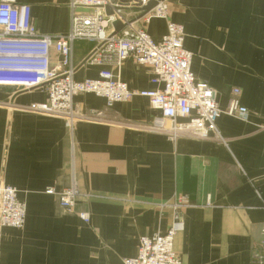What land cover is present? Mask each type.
Wrapping results in <instances>:
<instances>
[{
  "label": "crops",
  "instance_id": "0c3cea01",
  "mask_svg": "<svg viewBox=\"0 0 264 264\" xmlns=\"http://www.w3.org/2000/svg\"><path fill=\"white\" fill-rule=\"evenodd\" d=\"M165 1L168 20L184 30L194 77L215 90L221 110L238 89L246 117L218 118L223 142L170 141L141 128L159 115L147 98L107 107L80 94L74 111L101 116L78 120L69 134L62 118L28 110L45 102L43 91L0 86V183L26 205L22 229L0 230V264H123L136 256L140 237L166 231L172 210L161 205L179 195L190 203L173 241L182 264H250L264 241V0ZM69 2L17 0L46 36L69 32ZM146 31L159 40L166 20L151 19ZM92 49L88 41L73 44L75 81L110 68L84 63ZM59 62L51 50V66ZM112 71L130 90L157 87L149 68L130 59ZM70 184L80 196L68 213L46 190Z\"/></svg>",
  "mask_w": 264,
  "mask_h": 264
},
{
  "label": "built area",
  "instance_id": "2783aa9c",
  "mask_svg": "<svg viewBox=\"0 0 264 264\" xmlns=\"http://www.w3.org/2000/svg\"><path fill=\"white\" fill-rule=\"evenodd\" d=\"M150 1L70 0L69 32L65 36H46L37 32L29 6L19 5L17 0H0V86L13 87L18 92L43 91L45 102L31 104L28 110L62 118L69 134L78 120L94 121L101 116L96 112L77 114L73 107L75 96L92 94L103 98L107 107L140 96L159 112L151 123L141 125L144 130L163 134L170 141L187 136L223 142L216 127L218 118L225 114L244 119L247 115L246 108L239 103L240 91L233 89L227 107L219 109L215 90L191 72L193 55L183 48L182 26L168 20L166 1H159L139 17L141 7ZM105 8L110 9L109 15ZM153 18L166 20V32L157 41L146 31ZM116 25L123 28L115 32ZM76 41L93 43L85 64L110 68L100 70L95 79L75 81L71 56ZM51 50L60 56L58 67L50 64ZM128 59L149 68L156 89L133 91L114 75L112 69H118ZM46 192L57 196L65 212H74L80 196L74 184L59 192L53 188ZM189 205L185 195L161 205L172 210L168 228L164 233L140 237L136 256L123 259V264H182L174 253L173 241L183 230L181 212ZM25 215L26 205L18 199L17 190L0 183V230L22 229ZM78 217L88 223L86 213H78ZM250 264H264V241L251 256Z\"/></svg>",
  "mask_w": 264,
  "mask_h": 264
},
{
  "label": "water",
  "instance_id": "95a60500",
  "mask_svg": "<svg viewBox=\"0 0 264 264\" xmlns=\"http://www.w3.org/2000/svg\"><path fill=\"white\" fill-rule=\"evenodd\" d=\"M121 3H127L128 0H119ZM159 1H162V0H152L150 2L147 3V5L141 7V10H142V13L139 15V17L147 14L150 10H152L156 4L159 2ZM105 12L107 15H109L111 13L110 9L109 8H105ZM123 27L120 26V25H116L114 27V30L115 32H119ZM56 192H59L60 190H55ZM57 200V203H58V198L57 196H54ZM58 206H59V203H58ZM60 207V206H59ZM61 208V207H60ZM62 209V208H61ZM63 210V209H62ZM64 211V210H63ZM65 212V211H64Z\"/></svg>",
  "mask_w": 264,
  "mask_h": 264
}]
</instances>
